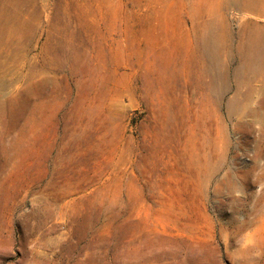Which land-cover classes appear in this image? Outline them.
<instances>
[{"label": "rangeland", "instance_id": "1", "mask_svg": "<svg viewBox=\"0 0 264 264\" xmlns=\"http://www.w3.org/2000/svg\"><path fill=\"white\" fill-rule=\"evenodd\" d=\"M47 1L0 57V264H264V81L190 36L219 0Z\"/></svg>", "mask_w": 264, "mask_h": 264}, {"label": "bare ground", "instance_id": "2", "mask_svg": "<svg viewBox=\"0 0 264 264\" xmlns=\"http://www.w3.org/2000/svg\"><path fill=\"white\" fill-rule=\"evenodd\" d=\"M47 2V0H0V57L3 56L6 48L11 50L20 42L32 41L37 29L36 23L43 16V12L48 6ZM212 5V3L207 7L205 5V14L210 18L202 25V35L199 36L200 34L196 32L197 24L190 32L193 41L198 42L193 53L201 60L222 56L229 58V56L235 55L237 49V54L242 57L243 61V67L240 70L245 73V78L243 76V79H240L241 71H238L239 74L236 75L238 85L243 83V85L252 86L253 82L260 78L264 81V25L245 23L239 32L240 41L236 45L235 42V44L233 43V34L224 17L231 8L264 17V0H219L216 5ZM219 13L225 20L222 23L218 22L219 16H221ZM11 60L14 61L13 58ZM4 68V72H7ZM3 70L0 66V72ZM255 116L256 119L263 120V116L259 112L255 113Z\"/></svg>", "mask_w": 264, "mask_h": 264}]
</instances>
